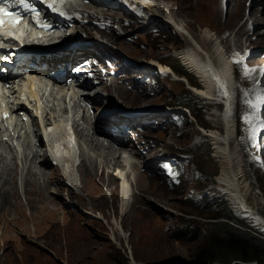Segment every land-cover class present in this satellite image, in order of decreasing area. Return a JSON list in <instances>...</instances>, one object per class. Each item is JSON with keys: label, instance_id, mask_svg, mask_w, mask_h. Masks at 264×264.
I'll return each instance as SVG.
<instances>
[{"label": "rangeland", "instance_id": "374dc122", "mask_svg": "<svg viewBox=\"0 0 264 264\" xmlns=\"http://www.w3.org/2000/svg\"><path fill=\"white\" fill-rule=\"evenodd\" d=\"M169 1L174 2L171 8L175 12V14L180 8L184 11V13H186L185 17L187 16V18H181L179 16L177 17V14L173 15L177 19H184L185 21L183 22L193 30L195 35L199 36L202 27L211 28L212 30H214L213 34L217 32V34H215L214 36L215 39L218 36L219 41L222 40V42H224L228 52L232 55L233 60L236 64L235 68L237 70L238 86H236V81L234 80L232 69V84L234 83L235 94H232L230 96V99L232 101V98L234 97L233 103L235 102V107L232 119L236 128L235 135L238 134L239 137V134H241L240 128L243 124V120L239 121L238 115H242L243 111L245 113H255L257 111V108H250V106L245 103V100L249 99L255 103L257 95L264 96V85L257 86L254 90L249 92V87L254 86L253 84L255 82V79H253L252 72L244 70V68L242 72V69L238 62H241L242 67L243 63L242 61H240L237 50L243 47L242 43H244L245 45V42L248 43L250 41L249 47L252 46L255 49L257 55L249 57V60H252L253 63L257 65L262 64L260 67H257L258 71L260 70V68L264 67V33L262 34L261 31H264V21L259 20L258 22H256L254 20L255 16H249L248 13V10L250 12V10H253V8L257 6L260 10L264 8V0H243L244 9L240 11V14H237L236 16L235 13L238 11L237 9L240 0L237 1L236 5H233L232 0H185L184 3L182 2V0H164V2L154 0L155 4L157 3L159 5H168ZM182 3L184 4V6ZM178 5H180V8H178ZM116 15H121V13L116 12ZM247 21H252L253 23L248 25ZM171 26L173 25L171 24ZM147 31L148 28H145L144 32L139 33V42L135 43L130 41V43L125 45L120 43L121 51H116L122 58V64L124 65L123 69H132L129 74L130 78H127L132 79V73L136 72L134 70H139V68L145 66V63L149 60L155 62L154 60H152L155 58L159 59L161 62L162 59H165V62H168L169 64L173 62L177 66L176 68L182 70L183 72L182 62H184V60H180V58L176 57L174 54H176V52L178 51L180 52L181 48L189 43L188 38L182 36L183 33L179 35L178 33L174 34V32H169L166 28L162 30L161 36H156L154 34L149 35V32ZM246 35L248 41L245 39ZM89 38L92 37L88 36V39ZM204 41L208 42V40L205 39ZM208 43V47H210L211 42ZM175 49L178 50L175 51ZM221 49L226 52L224 46H221ZM184 63L186 65L188 64L186 62ZM104 65L105 68L103 72H105L108 68H111L109 64L104 63ZM61 69L63 68L61 67ZM118 69L120 70V68ZM110 70L111 69H108V74L106 76H102L104 82H106V79L108 78V76H110L114 78L116 84H121L125 87L124 89H122L120 87L121 85L119 86V89H121L122 92H124L126 89L130 92H134L130 90L131 84H122L118 76L114 77L110 73ZM189 72L186 70V73L190 75L189 77H191L192 80H198V78L193 73L191 75ZM94 77L96 78L95 73ZM94 77L90 79L91 84L95 79ZM248 80H251L250 86L247 85ZM96 81L97 84L94 85L96 89L93 90V93L96 92L97 89L101 90L100 93L102 95L100 103H104L107 99H109L113 102V107H116L115 105L119 104V106L123 107L125 110L132 108L145 110L148 107L159 108L158 111H155L150 115H157L162 119L168 117L167 113L171 109L164 104L170 103L178 105L177 96L182 92L184 93L188 90V88H186L187 83L185 81H177L173 78L172 74H169L164 77L155 76V84H145L144 89L147 91V95L143 96H148V98H146L145 100H132V94L126 98H120L116 94L115 96L112 95L111 98V95L108 94V91L102 90V88H100L102 87V83L99 82L100 80L97 79ZM111 84L112 83H110V85ZM152 85H155L158 91L155 94L148 92ZM194 96L196 99H198L192 107L196 118H191L190 114L187 112L184 113V119L186 120L184 126H176L174 128L173 125L169 124V127H165V129L157 126V128L151 131H147L144 134L148 136L150 143L153 146L156 145L154 139H157V137L159 138V140H161V142L167 145L165 148H163V150H161V147L159 146L156 147L157 149L155 148L156 152H154L153 154H156L155 156L157 158H159V155L166 156V154H171L174 150L179 151L186 147L183 151V155H185V157L178 162V165H176L182 172L179 177L180 179L172 178L169 173H165L161 171L160 168H157L158 166H155L154 168L150 167L153 166L154 161L157 164L158 159L152 160L151 157H149L147 151L149 144H147L145 147H142V145H145L146 143L145 140L139 143V140L135 137L134 132L129 133V135L126 134V132H123V134L121 135V137L125 141L132 137L133 143L137 145V147L141 148V151L143 152L141 154L134 153V149H132V151L128 153V150L131 147L129 144V148L124 153V155L126 157L129 156V158L137 160L138 173L145 177V179H149V182H146V187L143 183H141V185L138 184L139 191L137 192V194L140 196V193H145L146 191L147 193L144 194V199L139 198V196L137 197L139 200H137V203L134 204V209L129 212L127 216H125L124 229L126 231L123 230L122 225L116 222L117 218V221L120 220L121 223V219L118 218L119 214L117 208L115 207L117 205L121 207V205L119 204V199L117 198L118 193H115L113 195L114 197L104 195L100 198H95L93 195H98V193H101L103 191L104 183L102 180H100L99 177L101 176V174L99 173L98 177L95 174H89V176H87V173L84 171L85 186L88 185V182H90V180L94 182L91 185L95 186V192L90 193V196L94 200L96 206L100 208L102 207V215H100V208L96 210L90 209L89 213L86 210L81 209L83 208V206L76 197H72L71 200H67L69 201V204H75V202L77 201L76 203L78 206L76 207L80 208V210L88 214L89 217L87 219L89 220L86 223L82 220L78 223L75 219L72 220V223L76 226L79 234H81L83 237L87 236L94 240L92 244L95 246V248L91 249L88 253L85 252V248L82 249V253L79 252L78 250H81V248L78 245L84 243L79 240L76 234L72 233L74 239H72L71 243L69 239V247L66 245V242L64 240L62 242L63 244H58L61 250V253H58V256L54 251H50L49 246L43 244L44 241L50 240L47 239L46 235L44 234V228L41 227L43 226V224L38 223L39 220L37 219L36 215L33 217L34 219H31V217H29L31 211L29 208H26L25 211H21V213H19V217L16 219V224L18 223L17 227H19V230L21 228L20 231L24 234H18L14 226H12L11 224L5 225L3 224V222L1 224V226L4 227V232L2 233L1 227L0 264H36L41 260L42 257H45V253H47L51 258V260L46 264H67L64 257L70 258V264H191L194 261L195 252L204 245L208 237L207 231L209 227L206 228V231L200 228L201 236L198 238L195 237L177 239L176 236L173 235V232L177 227L183 226L187 224V222L192 223L197 227H202L203 223L209 220L208 217H210L213 212L218 210L200 209V204L203 200V198L201 199V197L208 192H210V194H213L212 197L220 201V204H223L225 202L228 203L229 208L233 210L236 215H238L243 220H246L247 223L254 225L253 228H257L255 222L249 220V218H251L249 215L251 214V212L243 213L238 204L233 200L232 196H230L228 191L226 189H223V185H221L218 177L219 174H221L222 170L221 162L219 161V158H217V156L215 157L214 155V145L212 144L210 138L201 137L202 132L199 129L200 124L202 126H214L216 121L214 119H209L208 114L215 115L216 110H224L225 103L223 101L210 102L207 103L206 107L199 110L198 106L200 103V98L197 97V94ZM145 102L146 104L142 105V103ZM201 102L203 103L205 101L201 100ZM128 105L130 107H128ZM133 109L131 111L128 110V112L133 115L132 117H134L135 114ZM261 113L262 118H264V108L261 109ZM96 114L98 115L99 112L97 111ZM223 114L226 115L225 110ZM235 118H237V123ZM238 121L239 130H237ZM115 122V124L121 126L122 123L127 124L134 121L127 119L123 122L122 119L119 118V120ZM157 122L158 121L155 120L150 121V123L152 124H156ZM218 126L223 131L222 128L224 127V122L222 121ZM249 135V130L246 135L244 133V136L246 138V146L251 145L253 147V143L248 139ZM257 136L259 137L260 135L257 133ZM195 141H197V143L195 145H192ZM167 142L169 144H167ZM258 142L260 143V147L254 146L256 148V151L254 152L261 156V158H264L263 137L261 139L258 138ZM232 145L235 146L236 142H232ZM25 152H27L26 148ZM240 152L242 158L241 160L237 159V175H244V178H248L245 180H247V182L251 184V191L249 193V196H251L250 199L252 203L255 206H264V167L261 166L260 174L257 175V173L255 172V165L258 161L256 159H252V161H254L253 165L250 161H246V164L244 165L245 159L243 157L242 150H240ZM22 159H24V157ZM242 159H244L243 163ZM244 167H246V171ZM110 169H113V166ZM60 173L62 174L61 171ZM131 173L132 179H134L135 171H132ZM205 174L207 176H212V178L203 177ZM18 180H20L21 182V178H18ZM74 180L76 181V179ZM55 183L56 184H52V188L56 191H51V193L58 197L66 199V191H59V186L57 185V182ZM134 183V188L137 189L135 179ZM6 185L7 184L3 183L0 186V190H6V188L4 187ZM20 186V191L23 192L24 187L22 185V182L20 183ZM153 189L155 190L154 193ZM79 190L81 191V189ZM73 191L75 192V194L77 193L76 189H73ZM104 192L106 193V189ZM22 196V201L28 205V202L25 200L24 195ZM32 202L33 201H31V203ZM5 205H8V201L6 203L0 202V208L5 207ZM109 205H111L112 207H110L111 210H109ZM71 207V205L66 206V208L68 209H71ZM38 209H42V207H39ZM1 211L2 209H0V212ZM224 211L225 210H223L222 212ZM92 219L97 223L94 224ZM34 223H36V226L39 227V229H37L36 231L37 234L33 232ZM48 225L51 224L49 223ZM262 231L263 230H260V232ZM64 233L65 232L62 231V235H64ZM28 234H35V236L31 237ZM3 240L6 241V246L3 245ZM18 249L19 254H16ZM20 253H23L24 259L22 258Z\"/></svg>", "mask_w": 264, "mask_h": 264}, {"label": "bare ground", "instance_id": "6f19581e", "mask_svg": "<svg viewBox=\"0 0 264 264\" xmlns=\"http://www.w3.org/2000/svg\"><path fill=\"white\" fill-rule=\"evenodd\" d=\"M159 1L164 2V0H159ZM184 1L185 0H182L183 3ZM237 1L239 0H232L233 5H236ZM172 4H174V2L169 1L168 5H159L157 3L154 4L153 1L151 0L149 5L151 6L150 10L152 11H156V12H160V10H162L163 12L165 11L163 14L164 18H169V16L174 18L172 14H175V12L171 8ZM180 5H178V8H180ZM98 8L99 10H104L103 6H100ZM243 9H244L243 0H240L237 9L238 11L235 13V16L237 14H240V11H242ZM176 14L175 15L177 17L179 16L181 18L182 17L184 18L186 13H184V11L181 10L180 8L176 12ZM250 15L255 16L254 20L256 22H258L259 20L264 21V8L260 10L258 9L257 6L253 8V10H250L249 16ZM157 18L158 17H156L155 20ZM185 18H187V16ZM178 20L179 21L175 19L176 29L178 31H181L182 26L186 28V33H187L186 37L188 38L189 43L184 45L183 50H181L180 52L179 51L176 52V56L179 58V56L181 55L180 56L181 59H183L184 62L188 63L187 64L188 68L193 73H195L201 81H203V87L196 86L188 78V75L186 73L183 74L179 73L170 64L165 63V59H162V62L158 59L160 63V69L170 70L173 77L177 78V79L174 78L177 81L183 82L182 80L184 79L187 83V87L191 88L195 92V94H197V96L207 100V103L222 102V101L225 103L224 110L226 111V115L223 114L224 110L221 111L216 110L215 115L208 114L209 119H214L216 121L214 124L215 128L214 126L211 127L205 125L202 126L200 124L199 129L202 131L203 134L211 137L213 140L214 150H215L214 155L215 157L217 156V158H219V161L221 162L222 170H221V174H219L218 177L221 182V185H223V189L224 190L226 189L228 191L230 196H232L233 200L238 204L239 208L243 213L251 212V214H249L251 217L249 218V220L255 222V224L257 225V228L255 227L254 228L258 231L263 230L264 232V206H255L252 203L250 199L251 196H249V193L251 191V184L247 182V180H245L248 178H244L245 177L244 175L242 176L237 175L238 174L236 168L237 159L241 160L242 157L240 155L239 146L232 145V142L234 141L236 142L238 138V134L235 135L236 128L232 119V115L234 114L233 111L235 107L234 106L235 102L233 103L234 97L232 98V101L230 99V96L232 94H235L234 83L232 84L233 78L231 75L232 69L234 68L233 62L231 61V58L228 56V53L221 49V46H224L222 40L219 41L218 36L215 39L214 36L215 34H217V32L213 34L214 30H212L211 28L202 27L200 30L201 33L199 34V36H197L193 32V30L186 23L183 22L185 21L184 19L180 20V18H178ZM162 21H164L165 24H168V26H171V24L166 22L165 20ZM261 31L263 34L264 31L263 30ZM204 39L208 40V42H211L210 47H208L209 43L204 41ZM177 50L178 49H175V51ZM93 53L99 54L103 59L106 58L110 60L112 58L118 59V62L116 63L117 68L120 69L124 68L120 54L114 50H111L110 48H102L99 47L98 45H95ZM62 60L74 61V58L67 57ZM57 62H61V60L59 59L57 60ZM57 62H54V65L57 70H60L61 67L62 68L64 67V65H61V67H59L57 65ZM152 63L154 62L149 60L145 64L149 68L156 69L152 66ZM82 68L85 70L88 69L95 73L96 78H98L100 80V83H102V87L100 88H102V90L108 91V94L111 95V98L112 95L115 96L116 94L120 98H126L132 94L133 95L132 100H142V99L145 100L146 98H148V96L140 97L138 93L130 92L127 89L124 92H122L121 89H119V86L121 84L120 85L116 84L113 77L108 76V78H111L110 82L108 81L109 80L108 78L105 79L109 83L107 81L104 82V79L100 75L102 72H99V70L96 68V65L93 64L92 61L90 64H87ZM64 70L67 73L69 72L68 68H64ZM39 73L40 75H48L49 71L48 72L41 71ZM110 83L112 84L110 85ZM94 85L95 84H93V82L92 84L89 83L87 78L84 83L79 82L77 85L71 83L67 87H63V88L59 87L61 89L56 92L55 99L51 101V104H53V109L56 110L57 108L59 110H62L65 108L61 103L64 100V96L68 94L69 90H72V94H71L72 97L70 98L69 101L74 100L72 104L73 108L75 109L80 108L81 106L80 103L88 100L98 104V106L103 107V104L100 103L101 95H102L100 93L101 90L97 89L96 92L92 93L93 90L96 89ZM221 85H224V87L221 88ZM32 87H34V85H32ZM89 87H91V90L89 89ZM120 87L122 89L125 88L123 85H121ZM224 91H227L228 93L227 96L223 95ZM143 104H146V102L142 103V105ZM115 106H119V104ZM128 107L130 106L128 105ZM105 109L106 108L103 107V110ZM98 110H100V107L98 108ZM128 110L131 111L132 109H128ZM158 110L159 108L148 107L145 110H142V112L150 115L151 113ZM256 113H258V115L261 117L262 113L259 108H257ZM225 118L227 119V122ZM59 119H64L67 120L68 122L72 121V119L70 118L66 119L64 115L61 116ZM222 121L224 122V127L222 128L223 131L218 126ZM107 122L108 124L116 123L115 121L113 122L112 120ZM71 123L73 126H77V127L81 126V122L78 117L74 119V121ZM123 132L124 131L122 129H118L116 131L110 130L108 132H106L105 130H100L93 135L83 134L81 137L82 150L80 154H78V152H76L74 149H68L66 147L63 148L62 147L64 145L63 142H67L69 144V139L60 136L59 141L62 142L61 148L63 149V151L68 152L66 155H63L62 157L61 160L62 170L60 167L53 165V163L50 162L46 157H42L40 150L38 148H35L33 144L30 143L29 137L27 135L23 137L21 141V143L25 146L27 150V152H25L24 154V159H22L21 162H19L16 159V157L13 156L7 157L6 155L3 156L4 153L9 152V149L5 145L0 144V186L3 183L7 184L6 186H4L7 191L0 190V202L6 203L8 201V205H5V207L0 208L2 209V211L0 212V231L2 227L1 224L3 222V224L5 225L11 224L12 226H14L18 234H24L20 231L21 228L19 230V227H17L18 223L16 224V219L19 217V213H21V211H25L26 208H29L31 211L29 217H31V219H34L33 217L36 215L37 219L39 220L38 223L43 224V226L41 227L44 228L43 229L44 234L46 235L47 239H50L44 241L43 244L49 246L50 251H54L57 255L58 253H61L58 244H61L63 240L66 242V245L69 247V239H70V243L72 239H74L72 235L73 233L76 234L79 240L84 243L78 245L81 248V250L78 251L82 253V249L85 248V252L87 253L90 252L91 249L95 248V246L92 244L94 240L87 236L83 237L81 234H79L76 226L72 223L73 219H75L78 223L81 220L86 223L89 220L87 219L89 216L87 213L80 210V208L76 207L78 206L76 203L77 201L75 202V204L74 203L69 204V201L67 200V199L71 200L72 197L78 198L79 202L83 206V208L81 209L86 210L88 213L90 209L96 210L100 208L95 205L94 200L90 196V193L95 192V186L91 185L94 182L90 180V182H88V185L85 186L84 171L87 173V176H89V174L91 175L95 174L98 177L99 173L101 174V176L99 177L100 180L103 181L104 187L101 193H98V195H93L95 198H100L104 195L113 196L115 193H118L117 198L119 199V204L121 205V207L118 205L115 207L117 208L119 214L118 218L121 219V223L120 220L117 221V218H116V222L122 225L123 230L126 231L124 229L125 216H127L129 212H131L134 209L135 206L134 204L137 203L136 202L137 200H139L137 198L139 196L137 194V192L139 191L138 189L139 185L143 183L146 187V182L147 181L149 182V179H145V177H143L141 174L138 173L137 160L129 158V156L126 157L124 155V153L129 148V144L131 147L129 148L128 153H130L132 149H134V153L141 154L143 152L141 151V148L137 147V145L133 143L132 140L128 139L127 141H125L121 137ZM100 135L105 137L107 143L99 138ZM137 139L139 140V143H141L144 140L146 141L145 145H142V147H145L147 144H149L147 151L149 157H151L152 160L153 159L157 160V157L155 156L156 154H153L154 152H156L155 148L157 146L161 147V150H163V148L167 146L165 145V143L161 142V140H159L158 137L157 139H154V142L156 143L155 146H153L150 143V140L146 135H143L142 137L139 136L137 137ZM168 142L167 144H169ZM79 159H81L82 161L80 164H78ZM160 161L161 160L158 159V162ZM242 163H243V159H242ZM112 166H113V171L110 172L109 168H111ZM155 166H158V164H156L154 161L153 166L150 167L154 168ZM60 171H62V174L60 173ZM92 171L95 172L93 173ZM132 171H135L134 179L137 184V189L134 188L135 183H134V179H132L131 176ZM18 178H21V182L24 187L23 192L20 191L21 186ZM74 179H76V181ZM55 182H57V185L59 186L58 188L59 191L61 192L66 191V195H67L66 199H63L51 193V191H56L55 189L52 188V184H56ZM73 189L77 190L76 194L73 191ZM79 189H81V191ZM105 189H106V193L104 192ZM154 192L155 190L153 189V193ZM145 193H147V191ZM145 193H140L139 198L144 199L143 196L145 197L144 195ZM22 195H24L25 200L28 202V205L22 201V197H23ZM29 200L33 202L31 203V201ZM67 205H71L72 206L71 209L66 208ZM39 207H42V209H38ZM110 207L111 205H109V210H111L112 208ZM115 207H114V213H115ZM100 215H102V210L100 211ZM93 222L94 224L97 223L95 220H93ZM49 223L51 225H48ZM33 226H34L33 232L36 233L39 227L36 226V223H34ZM251 226L253 227L254 225ZM62 231L65 232L64 235H62ZM3 232H4V227H2V233ZM28 235L31 237L35 236V234L33 235L28 234ZM3 245L6 246L5 240H3ZM18 251L19 249L17 250L16 254H19ZM20 255L24 259L23 253H20ZM44 255L45 257H42L41 260L38 261V263L36 264H46L51 260V258L48 256L47 253H45ZM64 258L66 259L65 261L67 262V264L71 263L70 258H66V257Z\"/></svg>", "mask_w": 264, "mask_h": 264}, {"label": "trees", "instance_id": "16d2710c", "mask_svg": "<svg viewBox=\"0 0 264 264\" xmlns=\"http://www.w3.org/2000/svg\"><path fill=\"white\" fill-rule=\"evenodd\" d=\"M172 66L176 71L182 74L186 73L184 67L182 72L176 68L174 63ZM189 79L196 86L201 87L197 79L192 80L191 77ZM194 95L188 88L186 92L177 96V101L193 107L198 100ZM204 106L205 103H202L200 99L198 109L201 110ZM241 143H243V138H241ZM245 157L248 160L247 153ZM255 171L257 175L260 174L259 169ZM179 177L180 175L177 174L176 178L180 179ZM203 177L212 178L206 174ZM212 195L210 192L202 195L201 199L203 198V200L200 209L218 210L208 217L209 220L203 223L202 227L187 222V224L177 227L173 232L177 239L198 238L201 236L200 228L206 231V228L209 227L208 237L204 245L195 252L194 261L191 264H264V233L256 230L246 220L236 215L229 208L228 203L220 204V201ZM223 210L225 211L222 212Z\"/></svg>", "mask_w": 264, "mask_h": 264}, {"label": "snow or ice", "instance_id": "6c2138e0", "mask_svg": "<svg viewBox=\"0 0 264 264\" xmlns=\"http://www.w3.org/2000/svg\"><path fill=\"white\" fill-rule=\"evenodd\" d=\"M19 4L22 6L25 11H30L34 14L35 18L39 17V10L33 6L32 3H29L28 0H0V26H3L5 24V20L3 17H12V23L13 24H19L21 22V17L13 11H10L8 7L5 5L10 4ZM64 3V0H52V3L48 4V7L52 9V11L59 13L60 15H65V13L62 11L61 7L57 5H62ZM37 23H39V20L37 19ZM41 27L50 28L51 25L45 23L40 25ZM16 39H19V37H15ZM239 63V62H238ZM250 71V69H249ZM264 72V70H261ZM224 85H221V88H223ZM223 95L227 96V91L223 92ZM247 95V94H246ZM245 103L250 106V108L256 109L259 108L261 105H264V96L257 95L256 102L254 103L252 100L246 99ZM7 116V113H5ZM253 118L256 120H261L262 123L259 125V127L253 125ZM243 119L245 122H247L250 125L249 132L250 135L248 139L253 143L255 147H260V143L258 142L257 133L261 130V128H264V118L260 116H256L255 113H245L243 116ZM258 162L261 163V166L264 167V158H261L260 156L254 157Z\"/></svg>", "mask_w": 264, "mask_h": 264}, {"label": "clouds", "instance_id": "9594fccd", "mask_svg": "<svg viewBox=\"0 0 264 264\" xmlns=\"http://www.w3.org/2000/svg\"><path fill=\"white\" fill-rule=\"evenodd\" d=\"M145 95H147V93H146ZM145 95H144V96H145ZM168 104H170V103H165L164 105H168ZM171 105H174V104H170V106H171ZM147 115H148V114H147ZM153 118L158 119L159 117H158L157 115H153ZM128 135H129V133H128ZM130 140H132L131 137H130ZM132 141H133V140H132ZM50 162H52V161H50ZM52 163H53V162H52ZM53 165L57 166V165L54 164V163H53ZM58 167H59V166H58ZM109 171L111 172V170H109ZM61 172H62V171H61Z\"/></svg>", "mask_w": 264, "mask_h": 264}]
</instances>
